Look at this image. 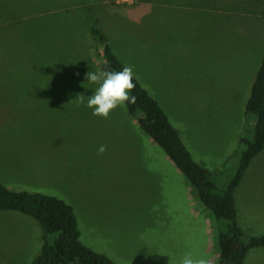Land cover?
I'll return each mask as SVG.
<instances>
[{
	"label": "rangeland",
	"instance_id": "obj_1",
	"mask_svg": "<svg viewBox=\"0 0 264 264\" xmlns=\"http://www.w3.org/2000/svg\"><path fill=\"white\" fill-rule=\"evenodd\" d=\"M241 1L245 6L240 18L245 23L239 22L238 36L231 18L220 24L219 17L203 18L201 12L187 9L175 13L170 8L168 34L174 41L168 44L166 35L154 39L149 18L143 23L144 42L137 46L136 26L122 31L120 7L112 5L114 11L95 14L104 0H0V157L17 143V133L9 127L13 100L9 90L52 94L65 90L64 96H28L52 98L51 103L64 97L63 113L72 116L65 119L63 131L50 133L61 137L54 152L62 165L56 169L63 171L51 178L49 190L38 193L65 201L75 212L82 244L115 264H180L188 253L194 258L211 256L215 264L223 223L207 211L215 238L204 254L203 224L189 218L178 202L168 211L170 222H159L158 206L168 202L161 192L178 195L179 177L183 184L188 182L178 171L176 183L170 174L152 171L150 159L141 153L139 159H129L125 171L127 154L134 156L146 148L131 123L121 117L125 105L108 119L93 116L86 106L96 85L85 80V73L99 71L102 64L92 30L102 33L124 66H134V78L157 101L222 194L237 169L239 140L252 138L253 118L246 115L245 105L264 57V4ZM255 10L261 17L252 19ZM79 94L85 96L84 104L75 100ZM34 135L47 139L46 134ZM18 143L28 144L24 136ZM100 145H107V150L98 155ZM1 171L5 170L0 167L4 185ZM193 199L201 204L195 189ZM235 199L237 225L245 236L264 235V150L251 161ZM42 243L41 228L33 218L0 211V264H31ZM243 264H264V249H251Z\"/></svg>",
	"mask_w": 264,
	"mask_h": 264
},
{
	"label": "trees",
	"instance_id": "obj_2",
	"mask_svg": "<svg viewBox=\"0 0 264 264\" xmlns=\"http://www.w3.org/2000/svg\"><path fill=\"white\" fill-rule=\"evenodd\" d=\"M101 70L122 71L124 65L106 43L97 29L92 30ZM132 95L136 103H125L139 127L174 163L177 170L197 191L201 204L216 220L223 223L217 234L218 259L215 264H243L251 249H264V235L245 236L237 225L235 192L251 161L264 150V58L256 73L245 105V113L253 118L252 138H241L235 153L237 169L222 194L210 173L198 165L183 144L177 130L171 125L159 104L134 78ZM0 211H15L33 218L41 228L42 246L31 264H113L108 258L86 248L80 240V231L73 209L61 199L41 193L13 191L0 183ZM55 235L53 240L50 236Z\"/></svg>",
	"mask_w": 264,
	"mask_h": 264
},
{
	"label": "crops",
	"instance_id": "obj_3",
	"mask_svg": "<svg viewBox=\"0 0 264 264\" xmlns=\"http://www.w3.org/2000/svg\"><path fill=\"white\" fill-rule=\"evenodd\" d=\"M259 1L264 4V0H255V2ZM112 5L115 7H120L124 11L122 18V31L125 32L127 29H131L133 24L136 26L137 46H140V44H143L144 42L145 26L143 23L149 18L150 28L153 32L154 39H156V36H164L165 38L166 35L169 36L168 39H165L168 44H171V41H174L170 36L171 34H168V28L170 25L167 24V17L171 14V11L169 10L170 8H175L177 10L175 13L182 9H187L189 12H201V14L204 16L203 18L217 20L219 17L220 24L223 23L225 17L227 19L231 18V20H235L237 27L232 29V31L237 36L239 35V22L245 23L244 20L240 18L241 6H245L241 0H159V2L157 0H136V3L133 0H104V3H100V5L95 7L99 9L95 14L98 16V14L104 15L106 11H114L115 8L112 7ZM250 8L254 9V4L253 6H250ZM255 12L256 14H254L252 19L256 18V15L261 17L259 11L255 10ZM97 16L95 18L99 19ZM244 32L250 33V30H245ZM91 53L93 56L94 53ZM94 62L96 65H99L95 59ZM99 66L101 70V63ZM9 91L10 92L8 94L13 99H10V109L8 111V118L10 119L9 127H13L14 133H17L15 136L17 138V143L15 142V147L12 148V151H10L9 154L2 153L5 155V157H0V167L5 170L1 171V178H3V176L5 177L3 179L5 183L2 185L13 191H31L33 193H38L40 191L44 192L51 188L48 186V183L51 182V178L53 176L58 177V175H61L59 172L63 171V169H56L57 167L60 168L62 165L59 163V160H57L58 158L54 152L56 143H58L57 138L61 137L59 135H51L50 133L53 131H63L66 127L65 119H71L72 116L71 114L63 113V104L65 103L64 97H61L60 99L57 98V102L51 103L52 98L40 97L35 100V98H29L28 96H64L68 93H64L63 91L65 90H59V93L54 94L47 92L43 93V90ZM55 103L58 104L52 105ZM121 117L126 123H131L132 127H134L138 133L144 148H146V150L144 149L140 152H137L134 154V156L127 154L128 162L125 163V166H127L125 171L128 169L129 159H139L138 156L141 153L142 155L147 156V159H150L149 165L152 171L162 173L164 176L170 174L176 183L178 170L174 163L167 157L164 151L159 150V147L152 141V139L142 131L138 125L137 119L133 116L131 119L129 118L131 115L127 111L126 107L125 112H123ZM22 130L24 131L23 135ZM36 132L41 133V135L46 134L47 139H44L46 141L36 138L34 135ZM22 136H24V142L28 143L25 147H21V145L18 143L22 140ZM34 140H41V142H34ZM43 142H46L47 144H43ZM183 144L186 147V144ZM186 148L188 149L189 147ZM189 153L191 155V152ZM135 155H137V157H135ZM195 162L201 166L199 162ZM12 168H18L20 171L17 173L14 171L13 173V171L10 170ZM21 168L24 169L21 170ZM178 173L180 172L178 171ZM163 182L168 183V179H165ZM179 182L180 186L178 195H176L175 192H172L171 195H165L164 192H161L160 197L163 195L167 196L168 202L167 206H164L163 203L162 206H158L160 212L158 220L159 222H170L169 220L172 218L168 214V211L171 207L176 208V203L178 202L180 206L184 207L183 212L188 214L189 218H193L195 222L199 221L201 224H203V226L200 228V234L203 237L202 240L204 242L202 246L205 247L203 252L204 254H207L210 252V240L215 238V232L212 231V225L210 224L211 220H209L211 217L207 212L209 210H207L202 204L197 203V200L193 199L194 188L189 184L188 181V184H183L182 178L179 177ZM235 206L238 221V207L236 204V199ZM197 231L198 229L196 228L193 230L194 236L196 238ZM210 258L211 256L207 257V259L210 261V264H214L213 260L215 259L211 258L210 260ZM112 263L115 264L114 262Z\"/></svg>",
	"mask_w": 264,
	"mask_h": 264
},
{
	"label": "clouds",
	"instance_id": "obj_4",
	"mask_svg": "<svg viewBox=\"0 0 264 264\" xmlns=\"http://www.w3.org/2000/svg\"><path fill=\"white\" fill-rule=\"evenodd\" d=\"M134 76V66L131 65L124 66L122 71L99 70L85 73V80L96 85L92 95L87 96L86 106L92 110L91 114L108 119L117 107L125 103L135 104L137 97L131 94L136 87L133 82ZM75 100L78 104H84L85 96L79 94ZM106 150L107 145H100L98 155ZM180 264H210V261L205 257L194 258L191 253H188L181 258Z\"/></svg>",
	"mask_w": 264,
	"mask_h": 264
}]
</instances>
